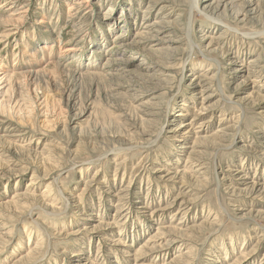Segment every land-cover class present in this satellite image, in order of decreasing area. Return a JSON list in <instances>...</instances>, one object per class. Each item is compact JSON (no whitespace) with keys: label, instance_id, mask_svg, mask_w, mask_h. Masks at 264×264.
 I'll list each match as a JSON object with an SVG mask.
<instances>
[{"label":"rangeland","instance_id":"rangeland-1","mask_svg":"<svg viewBox=\"0 0 264 264\" xmlns=\"http://www.w3.org/2000/svg\"><path fill=\"white\" fill-rule=\"evenodd\" d=\"M2 65L0 264H264V0H0Z\"/></svg>","mask_w":264,"mask_h":264},{"label":"bare ground","instance_id":"bare-ground-1","mask_svg":"<svg viewBox=\"0 0 264 264\" xmlns=\"http://www.w3.org/2000/svg\"><path fill=\"white\" fill-rule=\"evenodd\" d=\"M195 4H196V0H195ZM5 68H6V65H4V66L2 65L1 69L3 71L0 72V85H3L5 82H7V77L5 78V73H6ZM183 126H185V125H183Z\"/></svg>","mask_w":264,"mask_h":264}]
</instances>
